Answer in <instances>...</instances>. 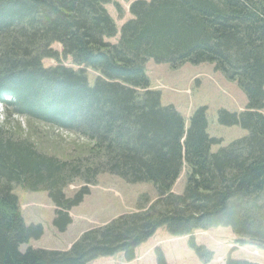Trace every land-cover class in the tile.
Wrapping results in <instances>:
<instances>
[{
	"label": "trees",
	"instance_id": "trees-1",
	"mask_svg": "<svg viewBox=\"0 0 264 264\" xmlns=\"http://www.w3.org/2000/svg\"><path fill=\"white\" fill-rule=\"evenodd\" d=\"M114 2L0 0V104L89 142L84 162L64 159L0 125V264H88L117 253L131 261L163 226L172 234L228 226L264 248V0H134L120 30L106 8ZM118 33L117 42L106 41ZM43 56L57 63L45 67ZM61 57L86 67L74 69ZM150 59L173 69L213 64L248 101L242 112L220 109L218 123L248 133L212 151L222 139L209 132L207 107L196 108L187 124L173 105H163L161 92L151 89ZM87 68L100 73L93 85ZM184 168L185 186L176 194ZM105 172L151 183L157 196L139 212L85 232L67 251L21 249L43 228L26 224L14 185L48 192L57 207L53 224L64 232L69 210ZM76 178L86 186L68 197L64 189Z\"/></svg>",
	"mask_w": 264,
	"mask_h": 264
},
{
	"label": "rangeland",
	"instance_id": "rangeland-1",
	"mask_svg": "<svg viewBox=\"0 0 264 264\" xmlns=\"http://www.w3.org/2000/svg\"><path fill=\"white\" fill-rule=\"evenodd\" d=\"M114 1L118 5L109 3L106 4V8L120 30L132 17L130 6L134 0ZM119 34L107 38L106 41L117 42ZM51 47L59 51L62 49L60 42H53ZM45 57L42 58L45 67L57 63L55 59ZM61 59L63 64L74 69L86 67L74 65L70 57ZM146 69L151 80V89L161 91L162 104L173 105L186 120L196 107H207L209 132L222 139L220 144L212 146V151H217L248 133L239 125L226 126L218 123L217 113L220 109L242 112L246 110L248 101L238 84L226 79L221 72L215 70L213 64L186 63L178 69H173L168 63H156L150 59L146 63ZM86 74L91 85L100 75L97 70L91 68L86 69ZM1 75H10V72L2 69ZM261 111L264 113V108ZM25 118L16 115L12 110H6L5 106L0 104V125L10 131H7V134L60 158L71 160L79 158L83 162L87 159L89 142L79 136L78 132ZM83 121L85 118L81 117L77 123ZM17 124L20 125V131ZM185 172L186 168L173 186L176 194L184 189ZM84 186L85 182L81 178H76L65 187V195L73 197ZM88 188L90 191L84 196L83 201L68 212L71 224L64 232H60L53 224L57 207L48 192L26 191L21 186L14 185V193L18 197L26 224L40 225L43 228L41 238L30 240L29 243L22 245L21 249L25 250L31 246L33 249L67 251L85 232L102 228L120 215L139 212L146 204L144 201L146 198L153 201L157 196L151 183H128L121 177L107 172L97 176ZM198 251L205 256L207 262L203 255L197 254ZM137 252V258L130 262L124 259L122 253H117L98 257L88 264H159V262L161 264V261L162 264H227L229 259L264 264V248L249 238L236 235L230 227L220 225L196 229L188 234H172L163 226L158 228L150 239L141 243Z\"/></svg>",
	"mask_w": 264,
	"mask_h": 264
},
{
	"label": "crops",
	"instance_id": "crops-1",
	"mask_svg": "<svg viewBox=\"0 0 264 264\" xmlns=\"http://www.w3.org/2000/svg\"><path fill=\"white\" fill-rule=\"evenodd\" d=\"M100 264H103V263H100Z\"/></svg>",
	"mask_w": 264,
	"mask_h": 264
}]
</instances>
